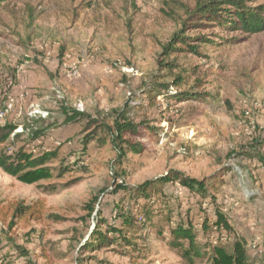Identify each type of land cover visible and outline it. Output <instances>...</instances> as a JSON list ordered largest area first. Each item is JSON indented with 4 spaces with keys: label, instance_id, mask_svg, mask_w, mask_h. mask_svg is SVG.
Instances as JSON below:
<instances>
[{
    "label": "rangeland",
    "instance_id": "1",
    "mask_svg": "<svg viewBox=\"0 0 264 264\" xmlns=\"http://www.w3.org/2000/svg\"><path fill=\"white\" fill-rule=\"evenodd\" d=\"M198 1L1 2L0 123L28 127L5 147L56 155L28 182L0 170V264H189L168 243L176 220L196 233L191 264H234L229 255L264 264V29H185L207 42L196 53H165ZM166 91L179 98L165 99ZM115 108H127L138 125L125 138L140 151L122 157L103 133L85 146L95 126L64 122L63 111L76 109L111 124L106 113ZM36 129L43 132L32 137ZM171 170L211 179L215 188L202 198L177 182L163 185L168 207L158 205L149 222L137 201L114 192ZM20 204L32 209L19 216ZM115 206L136 220L128 231L134 248L92 239L107 223L120 226ZM219 215L230 229L215 224Z\"/></svg>",
    "mask_w": 264,
    "mask_h": 264
},
{
    "label": "trees",
    "instance_id": "2",
    "mask_svg": "<svg viewBox=\"0 0 264 264\" xmlns=\"http://www.w3.org/2000/svg\"><path fill=\"white\" fill-rule=\"evenodd\" d=\"M4 0H0L1 2ZM187 17L183 21L184 28L177 32L173 42L166 46L165 53L170 54L171 52H197L196 48L198 44L207 42L208 39H201L199 35H186L185 29L192 30L195 28L209 27V26H223L224 28L231 27L233 30L240 29L244 32H256L264 29V4L255 7L248 6L244 0H199L193 9H187ZM191 41V42H190ZM181 44L186 47V49L176 46ZM165 68H173L170 64L164 66ZM147 95L146 98L149 102L153 99V95ZM167 98H179L177 95H171L170 92L166 91L164 94ZM127 108L123 109H113L110 113H106L107 117L112 118V123L108 124L105 121H98L93 119L90 115L85 114L83 111L76 109H65L64 112V122H72L78 120H84L86 130L95 126L92 131L85 135L84 145L86 146L90 140L94 138L97 134L103 133L105 138L109 139L110 144L115 150H118L120 154H125V150L140 151L141 147L137 144H132L129 139L125 138V134H135L138 125L128 117ZM18 125L5 122L0 123V170L11 176L16 177L23 182H28V175L31 170H39L41 166L46 164L51 158L56 155V152H44L36 157H32L27 154L24 146L16 147L9 151L5 146L14 140H17L20 136L27 131V126H23L21 131H16ZM43 132V129H36L32 131V137L38 136ZM101 138V137H98ZM126 145L127 147H124ZM126 148V149H125ZM177 182L180 186L195 192L202 198L207 197L208 188H215V181L211 179H196L186 176L183 172L179 170H171L167 175L156 180H147L137 187H129L126 185H116L114 192L122 189L124 194L130 196L135 202L140 205V212L144 221L149 222L152 218V214L157 211L160 212L161 207L156 209L158 205H162L166 208L168 205L167 200L171 193L164 191L163 185L167 183ZM160 185V187H159ZM156 192L157 199H155V204H151V193ZM139 198H143L145 201L140 202ZM158 198L161 200L158 201ZM166 200V201H165ZM119 204V201H116ZM32 209L31 205H18L16 207V214L19 216L24 215ZM170 211V209H168ZM115 211L112 216L118 218L121 217V224L115 225L107 223V229L102 231H95L92 235V239L97 241V244L105 243H122L124 248L135 247L133 241H131L128 236V231L135 227L136 220L130 211L123 212L115 206L113 209ZM103 220V219H102ZM102 221L100 224H102ZM168 219L160 224H167ZM208 221H204L202 226L207 228ZM217 226L221 228L230 229L229 224L226 222L225 217L222 215L218 216L215 222ZM100 228V227H99ZM170 233L169 246L173 249L180 250L182 258L186 263L191 264L193 258L199 255L197 243H196V233L193 231L190 224H185L181 220H176L174 224L168 227ZM160 231V230H159ZM93 242V241H92ZM92 242L88 245L92 246ZM240 247L239 244L235 245L233 249L234 252ZM241 251L243 249L240 248ZM21 254L24 257H28V252L21 249ZM229 260L234 264H240L239 257L237 255H229ZM28 264H37L35 261L29 259Z\"/></svg>",
    "mask_w": 264,
    "mask_h": 264
}]
</instances>
